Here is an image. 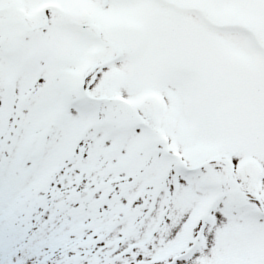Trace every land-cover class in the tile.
Here are the masks:
<instances>
[{
    "label": "snow or ice",
    "instance_id": "6c2138e0",
    "mask_svg": "<svg viewBox=\"0 0 264 264\" xmlns=\"http://www.w3.org/2000/svg\"><path fill=\"white\" fill-rule=\"evenodd\" d=\"M0 264H264V0H0Z\"/></svg>",
    "mask_w": 264,
    "mask_h": 264
}]
</instances>
